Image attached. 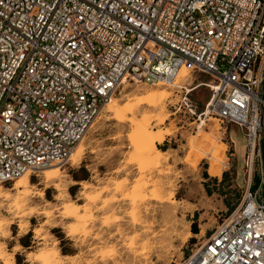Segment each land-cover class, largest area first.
I'll list each match as a JSON object with an SVG mask.
<instances>
[{
	"label": "built area",
	"instance_id": "obj_1",
	"mask_svg": "<svg viewBox=\"0 0 264 264\" xmlns=\"http://www.w3.org/2000/svg\"><path fill=\"white\" fill-rule=\"evenodd\" d=\"M210 74L245 137L239 206L184 264H264V0H0V185L71 159L125 83Z\"/></svg>",
	"mask_w": 264,
	"mask_h": 264
},
{
	"label": "rangeland",
	"instance_id": "obj_2",
	"mask_svg": "<svg viewBox=\"0 0 264 264\" xmlns=\"http://www.w3.org/2000/svg\"><path fill=\"white\" fill-rule=\"evenodd\" d=\"M185 70L176 84L125 83L56 178L0 185V264H184L215 233L242 200L244 163L205 113L213 77ZM149 93L167 95L164 122L145 107L159 161L141 153L131 114L106 111Z\"/></svg>",
	"mask_w": 264,
	"mask_h": 264
},
{
	"label": "bare ground",
	"instance_id": "obj_3",
	"mask_svg": "<svg viewBox=\"0 0 264 264\" xmlns=\"http://www.w3.org/2000/svg\"><path fill=\"white\" fill-rule=\"evenodd\" d=\"M183 70L185 69L180 70L179 73L176 75V77L172 81L173 84H176L179 78L184 76ZM166 98H167L166 94L161 95L158 93H149L147 95L142 94L141 96L136 97L134 102L132 103H130L131 101H129L122 105H119L116 102L106 106V111L112 112L114 117L117 119H125L127 117V114L132 115V116L130 115V122L136 128V134L137 137L139 138V144H140L139 149L141 153L148 157H156V159H158L157 161H159L160 158H163V152L156 147L155 141L156 140L162 141L163 136L159 135L156 138L153 137L152 135L153 127L151 125V119L153 118V115L151 114V111L145 109V107L158 112L156 117L154 118L155 121H157L158 123L164 122L165 118L167 117V115L165 114L167 108ZM142 110H144L143 117L141 119H137L139 112H141ZM78 147L74 149L73 154L71 156V158L74 161H76L83 152L82 149ZM60 165L61 164H56L44 169L42 171L43 176L47 180L56 178L61 174ZM29 177H30L29 173L18 177L14 182L13 188L18 190L27 189L30 184ZM0 195H2L1 188H0Z\"/></svg>",
	"mask_w": 264,
	"mask_h": 264
},
{
	"label": "crops",
	"instance_id": "obj_4",
	"mask_svg": "<svg viewBox=\"0 0 264 264\" xmlns=\"http://www.w3.org/2000/svg\"><path fill=\"white\" fill-rule=\"evenodd\" d=\"M230 140L236 149V154L241 161L244 163V153H245V137L239 126L231 125L229 127Z\"/></svg>",
	"mask_w": 264,
	"mask_h": 264
},
{
	"label": "trees",
	"instance_id": "obj_5",
	"mask_svg": "<svg viewBox=\"0 0 264 264\" xmlns=\"http://www.w3.org/2000/svg\"><path fill=\"white\" fill-rule=\"evenodd\" d=\"M193 230H194V232H197V228L195 227V228H193ZM25 238H23L22 240H21V243H22V245H24V246H27V244L25 243V240H24Z\"/></svg>",
	"mask_w": 264,
	"mask_h": 264
}]
</instances>
